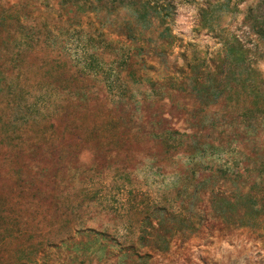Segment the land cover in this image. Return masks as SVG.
<instances>
[{
	"label": "rangeland",
	"instance_id": "rangeland-1",
	"mask_svg": "<svg viewBox=\"0 0 264 264\" xmlns=\"http://www.w3.org/2000/svg\"><path fill=\"white\" fill-rule=\"evenodd\" d=\"M157 1L0 0V264H264V0Z\"/></svg>",
	"mask_w": 264,
	"mask_h": 264
},
{
	"label": "trees",
	"instance_id": "trees-1",
	"mask_svg": "<svg viewBox=\"0 0 264 264\" xmlns=\"http://www.w3.org/2000/svg\"><path fill=\"white\" fill-rule=\"evenodd\" d=\"M135 4L134 3H128L129 7H133ZM145 7L147 9L153 10L155 15L162 21L165 22V20L169 19L172 17V14L174 13L173 8H174V2L173 0H161L157 1L156 4H146ZM253 9L250 8L248 11V15L250 18L249 12H252ZM262 23L261 21H259ZM264 24V22H263ZM258 24H253L252 29L253 31L258 34L259 36L264 37V25L260 24L259 28L257 26Z\"/></svg>",
	"mask_w": 264,
	"mask_h": 264
}]
</instances>
